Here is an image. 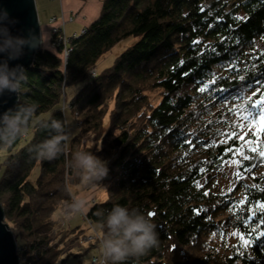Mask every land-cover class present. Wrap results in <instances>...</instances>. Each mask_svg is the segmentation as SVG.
<instances>
[{
    "label": "trees",
    "instance_id": "trees-1",
    "mask_svg": "<svg viewBox=\"0 0 264 264\" xmlns=\"http://www.w3.org/2000/svg\"><path fill=\"white\" fill-rule=\"evenodd\" d=\"M101 2L98 19L71 40L65 72L60 48L36 53L18 88L15 129L0 126V151H7L0 204L21 264H65L98 246L82 244L88 230L67 223L71 187L78 186L104 191L87 211L103 238L114 204L136 207L156 225L157 245L118 262L106 257L107 264H264V236L244 246L239 235L252 219L239 201L264 196V157L244 152L241 161L225 151L246 132L236 120L239 107L251 110L264 95V0ZM128 38L137 41L89 80L97 62ZM76 85L70 110L79 132L68 141L61 108L66 89ZM221 86L234 91L218 92ZM57 135L61 151L41 158L42 144ZM88 137L108 171L85 182L72 159ZM234 158V178H242L228 192L215 190L216 175Z\"/></svg>",
    "mask_w": 264,
    "mask_h": 264
},
{
    "label": "clouds",
    "instance_id": "clouds-1",
    "mask_svg": "<svg viewBox=\"0 0 264 264\" xmlns=\"http://www.w3.org/2000/svg\"><path fill=\"white\" fill-rule=\"evenodd\" d=\"M7 19L5 11L0 20ZM3 33L0 34V52L7 51L12 55V49L23 43V40L14 38L8 33V29L3 25ZM23 68L17 73L15 68H9L7 63H0V92L7 89L10 91L18 90L21 86V80H26ZM17 124V117L12 114V110H6L0 114V126L5 129L13 130ZM53 126L57 129L60 124L53 121ZM60 135L54 136L45 141L39 152L43 159L51 160L61 151ZM75 162L82 170V179L87 182L93 179L99 180L104 177L108 171L106 162L98 158L92 152L78 151L75 153ZM85 201L80 199L72 207L82 209ZM102 227L107 228V232L102 240L103 255L110 258L113 262L122 261L126 256L141 255L148 249L158 243L156 225L149 216H146L136 207H125L120 204H114L107 214Z\"/></svg>",
    "mask_w": 264,
    "mask_h": 264
},
{
    "label": "rangeland",
    "instance_id": "rangeland-1",
    "mask_svg": "<svg viewBox=\"0 0 264 264\" xmlns=\"http://www.w3.org/2000/svg\"><path fill=\"white\" fill-rule=\"evenodd\" d=\"M227 1L231 2V1H235V0H227ZM35 3H36V0H35ZM38 3H39V0H38ZM40 10H41V8L38 7V11H40ZM51 19L52 18H50V20ZM57 19H61V18L58 17ZM64 19H67V18L64 17ZM50 20H49V23H50L51 42H50L48 50H51L54 52L56 50L52 46V36H53L52 34H53V27H55V26H54V24H52L50 22ZM65 24H66V22H64V25ZM136 41H137V39H135V38H128V39L123 40L120 43H118L110 52L106 53L97 62L96 66H95L96 70L98 72H100L103 69L111 66L113 64L114 60L116 59V57H118L121 53H123L129 46L134 44ZM258 47L264 49L263 44H258ZM41 49H43L42 39H41ZM58 54H60V53H58ZM61 67H62V65H61ZM79 87H80V85H76V86L68 87L66 89L65 94H63L65 97V99H64L65 103L67 102V100L68 101L71 100L73 95L78 92ZM62 106H64V103L62 104ZM65 119H66V123H67V130H66L67 138H68V141H71V139L79 132V129H78V126L76 123V118L74 117V115L72 114V112L69 108L66 109V111H65ZM236 120L240 124L241 128L244 129V131H246L242 137V140H244L245 143H247V141H253V136H255V138H256L255 141H253V143H255L256 141H259V138L261 135V133L259 131H257V128L260 127V123H261L260 108L259 107L253 106L251 110H249V108H246V107L245 108L239 107ZM246 123H247V126H245ZM253 123L256 124V128L252 127ZM106 126H108V123H106ZM26 137H27V134L24 135V138H26ZM245 138H246V140H245ZM94 143H95V139L93 137H88L82 141L81 146L79 148H77L75 150V152L73 153L72 162H73L75 168L77 169L76 174L78 173L79 167L77 166V164L75 162V153L78 151H81V150L90 152V149L93 147ZM248 146L251 147V145H248ZM6 155H7L6 150L0 151V163L3 161V159L5 158ZM237 161H238V159L234 158L232 162H228L227 164H225L223 169L216 175V177L214 179V181H215L214 189L215 190H219L221 192H228L236 186L237 180L239 178H242V177H237L236 179L234 178V176H240L239 171L237 169V166H238ZM39 170H40L39 166H36V168L34 169L32 175L30 177L31 182H33V183L35 182V179L37 178V176L39 174ZM0 175H1V167H0ZM71 192H72V195L74 194L76 196L75 202L80 200V199H83L85 201V204H84V207L82 209H75V211L71 205L70 212L72 214L74 213V215L71 214L72 216L69 217L71 219H70V221H68L70 223H68V222L67 223L72 227L79 225L80 227H83L84 229L86 228L88 230V231H86L87 235H94L95 233H99L98 232L99 230H97V228H98L97 226H96V228H94V230L90 229V225L86 221L83 220L82 214H83V212H87L88 209L94 205V204H91L92 200H94L96 202V201H99V200L102 201L105 199L104 191L102 190L98 194H96V192L82 191V187L78 186V187H71ZM87 235H86V237H87ZM99 236H101L100 233H99ZM102 239H103V237H102ZM235 241H236V238L231 236L230 242L234 243ZM81 243L84 244L82 242V240H81ZM95 243H97V242H95ZM98 248H99V246L90 250L86 255H77V256L72 255L66 260L65 264H91L92 257L98 254ZM69 250H71V252L73 254L81 253L80 252L81 250H79L78 247L77 248L73 247V248H70Z\"/></svg>",
    "mask_w": 264,
    "mask_h": 264
},
{
    "label": "water",
    "instance_id": "water-1",
    "mask_svg": "<svg viewBox=\"0 0 264 264\" xmlns=\"http://www.w3.org/2000/svg\"><path fill=\"white\" fill-rule=\"evenodd\" d=\"M7 12V19L0 20V25L8 29V33L23 40V43L7 51L0 52V63H7L19 73L29 68L36 53L41 49V27L37 15L35 0H0V16ZM3 27H0V34ZM19 100L18 90L0 92V114L13 110ZM0 264H21L18 246L14 234L5 222L4 210L0 204Z\"/></svg>",
    "mask_w": 264,
    "mask_h": 264
},
{
    "label": "crops",
    "instance_id": "crops-1",
    "mask_svg": "<svg viewBox=\"0 0 264 264\" xmlns=\"http://www.w3.org/2000/svg\"><path fill=\"white\" fill-rule=\"evenodd\" d=\"M38 7L41 8L40 11H38ZM101 9V0H39V3L36 0L43 49L48 50L51 42L50 18H67L64 32L67 37H72L74 34H79L83 29L98 19ZM69 17H72L73 20L69 21Z\"/></svg>",
    "mask_w": 264,
    "mask_h": 264
},
{
    "label": "snow or ice",
    "instance_id": "snow-or-ice-1",
    "mask_svg": "<svg viewBox=\"0 0 264 264\" xmlns=\"http://www.w3.org/2000/svg\"><path fill=\"white\" fill-rule=\"evenodd\" d=\"M212 51L215 53V50ZM181 63H183V61H181ZM200 83H203V80H201ZM204 90L205 89L203 87L199 89L200 92H204ZM217 91L231 93L234 91V89H226L223 86H221L219 89H217ZM220 99H224V97H220ZM253 106L260 108L261 123H260V127L257 128V131L261 133V139L253 143V141H255L256 139L255 136H253V141H247V143H245V141L242 140L241 143L236 146V148L225 149L226 152H235L237 154V158L241 161L245 159V157L242 155V153L244 152H248L253 155L255 153H259L262 157H264V150H262V146H264V95H262L260 99L255 100L253 102ZM245 126H247V123L245 124ZM252 127L256 128V124L253 123ZM235 140L236 137L233 136L232 142L234 143ZM248 145H251V147H249ZM243 170H244L243 166H241V171ZM239 203L245 205V209L248 214V217L252 218L251 220L246 218L245 221L243 222L245 225H248L251 228V230L246 232L242 231L239 234L243 245L250 246L252 243L255 242L252 238L253 236H255L257 239H259L261 236H264V229H261L259 226V224H264V196H262V198L259 200H253V201L242 199L239 201ZM258 213H260L258 217L259 224L256 223V218ZM149 215H152V213H149Z\"/></svg>",
    "mask_w": 264,
    "mask_h": 264
},
{
    "label": "built area",
    "instance_id": "built-area-1",
    "mask_svg": "<svg viewBox=\"0 0 264 264\" xmlns=\"http://www.w3.org/2000/svg\"><path fill=\"white\" fill-rule=\"evenodd\" d=\"M58 17H52L50 22L54 24L55 27H53V36H52V46L55 50L61 49L60 51V58L62 62V71L65 72L66 64L68 61L69 54L71 52V46L70 42L72 39L77 38L83 34L86 33V29H83L79 34H74L72 37H67L64 32V22H66V19L64 17H61V19H57ZM60 20V21H59ZM69 21H72L73 18L69 17ZM96 76V69H92L89 72V79L94 78ZM64 106H62V111H65L66 109H70V100L65 103ZM76 196H73L72 205L75 203ZM94 200H92L91 204H94ZM75 211V209H74ZM74 215V213H73ZM83 220L86 221L90 225V229L94 230L92 222L89 221L87 217V212H83L82 214ZM89 228V227H88ZM102 237L99 236V233H95L94 235H87L83 237L82 242L83 243H90V242H97L99 246V254L92 257L91 264H107L106 263V256L103 255L102 251ZM21 263V262H20Z\"/></svg>",
    "mask_w": 264,
    "mask_h": 264
},
{
    "label": "bare ground",
    "instance_id": "bare-ground-1",
    "mask_svg": "<svg viewBox=\"0 0 264 264\" xmlns=\"http://www.w3.org/2000/svg\"><path fill=\"white\" fill-rule=\"evenodd\" d=\"M98 254H99V248H98ZM98 254H97V255H98Z\"/></svg>",
    "mask_w": 264,
    "mask_h": 264
}]
</instances>
